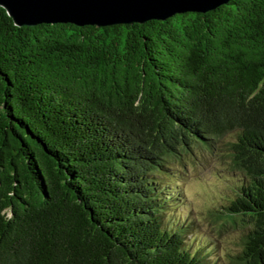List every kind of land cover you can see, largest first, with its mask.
Masks as SVG:
<instances>
[{"label":"trees","instance_id":"16d2710c","mask_svg":"<svg viewBox=\"0 0 264 264\" xmlns=\"http://www.w3.org/2000/svg\"><path fill=\"white\" fill-rule=\"evenodd\" d=\"M202 151L233 181L220 263L177 214ZM0 264H264V0L111 25L0 5Z\"/></svg>","mask_w":264,"mask_h":264},{"label":"water","instance_id":"95a60500","mask_svg":"<svg viewBox=\"0 0 264 264\" xmlns=\"http://www.w3.org/2000/svg\"><path fill=\"white\" fill-rule=\"evenodd\" d=\"M229 0H0L18 26L42 22L111 25L205 12Z\"/></svg>","mask_w":264,"mask_h":264},{"label":"rangeland","instance_id":"374dc122","mask_svg":"<svg viewBox=\"0 0 264 264\" xmlns=\"http://www.w3.org/2000/svg\"><path fill=\"white\" fill-rule=\"evenodd\" d=\"M212 155L202 151L203 161H190L184 177L174 180V184L183 195L177 214L185 216L184 222L189 220L197 227V233L214 246V252L209 256L220 263L228 257L229 252L236 253L241 249L242 243L240 231L217 230L209 215V209L224 201L223 195L229 194L233 186L232 179L222 175L226 168L218 163L216 155Z\"/></svg>","mask_w":264,"mask_h":264}]
</instances>
